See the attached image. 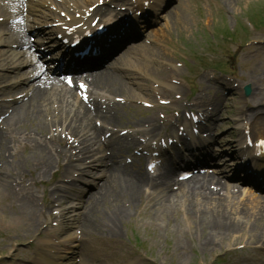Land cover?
Returning <instances> with one entry per match:
<instances>
[{
	"label": "rangeland",
	"instance_id": "374dc122",
	"mask_svg": "<svg viewBox=\"0 0 264 264\" xmlns=\"http://www.w3.org/2000/svg\"><path fill=\"white\" fill-rule=\"evenodd\" d=\"M259 3L263 4L264 0H184L178 8L169 12L168 17L159 25L157 33L151 34L150 37L153 45L148 46L151 50L149 52L157 57L155 64L157 63L160 67H152V69L157 73L165 69L162 67L163 65L160 66V63L166 67L176 64L179 67L175 73L177 75L175 80H184L181 77L188 79L190 76L198 88L196 92L188 93L187 87L182 84V91H171L169 96L179 95L171 105V110L182 112L194 107L197 100L213 101L215 99L213 76L207 70H202L208 64L202 60L201 55L206 56L207 53L211 56L206 57L214 61H231L233 67L230 66V69L239 80L235 81L238 86L233 94L224 91V97L228 98L229 103L226 115L233 118L242 115L239 112L240 109L236 110L241 106V85L246 84H249L250 87L253 85L254 88L251 94V103L262 104L264 108V53H262V51L264 52V39H258L261 40L260 43H263V46L258 48L243 45L246 40L251 38L247 34L241 38L237 37V40L232 44L229 41L223 43L221 39V33H225L227 29H230L229 27L240 25L239 21L246 12L250 13L252 8L257 10L261 6ZM207 30L211 31V35L217 36L219 40L216 39L215 43H211ZM262 48L263 50H261ZM195 53H198L200 63L195 61ZM232 53H235V59L231 58ZM261 57L263 58L261 59ZM195 70L197 72L192 74ZM156 73L150 74L146 70L144 78L136 75L133 81L146 85L145 89L148 91L147 87L152 89L153 85L163 82L160 73ZM219 90L223 92L221 85H219ZM145 94L136 92V99L147 100L149 92H145ZM154 98L152 94L149 99ZM131 109L136 112L139 108L132 106ZM129 111L127 109L123 111L124 119H122L120 127L124 124V120L131 118L132 114L129 115ZM27 143L28 141L24 138L15 142L12 164L26 179H36L38 165L42 157L38 151H33ZM74 147L76 148V144ZM72 153L75 154V151ZM47 177L45 176V178ZM8 179L9 185H11L9 192H11H8L7 199L6 197L0 198V205L7 207L8 213H10L17 210L19 207L16 206L19 204L24 205L25 201L15 200L19 195V192L16 191L19 187L15 179L10 177ZM31 188L32 190L35 188L33 183ZM141 197L144 199L143 203L138 198L135 206L128 207L132 214L126 217V226L124 228L121 225L116 227V229H120L117 235L118 241L100 237L95 240L93 246L101 251L105 263L264 264V252L258 247H251L263 243L262 240H264V225H261V222L257 220L259 216L256 215L260 214L255 208L256 212H249L253 216L248 220L243 212H239L240 208H237L235 204L230 206L224 203V208L231 212L230 216L233 221L243 228L239 233L225 234L220 231V228L213 227L214 221L209 217L203 215H198L195 218L192 215L184 217L179 211L182 208L180 205L165 209L157 203L155 197ZM108 203L110 200L104 206L110 207ZM253 205L252 207H255L254 202ZM209 214L215 216L216 213ZM256 220L258 226L263 229L262 238L259 231H250V228L253 229L257 226ZM100 221H104V212L98 213L96 223L103 227L101 228L103 230L113 231L111 225L107 227L104 222ZM198 221L202 224H192ZM72 233L73 230H70L67 234ZM9 234L6 228H0V250H3L0 252V256L3 255L0 257V264H21L19 259L11 261L12 254L15 252L24 253L26 256L27 253V259H29L34 256L36 248L46 238L44 235H39L26 240H14V236L9 237ZM31 240L33 243L29 246L28 243ZM238 244L246 247L236 250L235 247ZM218 258L221 260L215 261Z\"/></svg>",
	"mask_w": 264,
	"mask_h": 264
},
{
	"label": "bare ground",
	"instance_id": "6f19581e",
	"mask_svg": "<svg viewBox=\"0 0 264 264\" xmlns=\"http://www.w3.org/2000/svg\"><path fill=\"white\" fill-rule=\"evenodd\" d=\"M85 1L87 2L88 0ZM23 6H24L23 0L22 2H20V0L0 2V15L5 16V14L6 15L17 14L18 12H20V10L22 11ZM15 30H18V32H16V34H13L12 32H15ZM19 31L21 30H20V26L18 25L6 26L4 24H1L0 46L8 45L9 43L7 42V40H11L14 43L19 41L20 40ZM0 53H3V51H0ZM19 54L21 53H15V55H19ZM146 54H147L146 52H137L136 53L137 56L132 57V60L130 62L128 61L129 63L126 65L130 67L136 66L138 68L140 65H143V62L139 61V58L145 56ZM14 58L15 56H13L6 63L3 62V65L0 66H2L3 68L4 66L12 62ZM143 67H145V65H143ZM31 82L34 81L32 80ZM93 84L101 90H107L111 93H117L120 96H127L130 93V91L123 89L124 88L123 84L121 80L117 77V75H114L113 73H109V72L104 73L100 77L95 78L93 80ZM23 92H25L24 95L25 102H23L21 105H19L11 112L12 115L9 120V124L11 127L17 123H20L21 121H29L30 123L31 121L36 120L37 121L36 124L38 127L46 124L47 125L51 124L60 128L74 129V131L76 132L83 130L91 131L90 121L97 114L89 113L84 107V105L81 102L77 101L76 99L77 97L75 96V94L70 89L65 87L64 83L59 82L58 80H53V79L50 80L44 78V80H37L34 83L28 85L27 87H24ZM50 112L51 115L49 116L51 120H47L46 119L47 116H45V114H49ZM54 112H56L57 115H59V117H55ZM61 115L64 116L63 119H61L62 117ZM15 129H16V125H15ZM6 130H8V128L0 129V142L1 141L4 142V140L6 139V137L4 136V132ZM93 139H96V136ZM98 139L99 138L97 136V140ZM91 147L92 145L88 147L87 150L88 152H90V150L93 149V147L92 148ZM36 148L41 149L40 143L37 144ZM108 160H110L111 162V157H109ZM114 167L115 166L108 168L106 166L107 176L102 178L101 184L97 188V191L95 193L96 199L93 208L97 206L99 201H103L107 197L118 199L120 197V191L123 187L126 186L131 187L133 192H137V187L129 183L128 179L121 181L119 180L118 170L117 168ZM210 180L211 182L217 181V179L214 177L210 178ZM192 183L194 185L190 186L189 188L186 187L185 184L183 183L179 184V188H180L179 192H181L184 197L189 198L190 199L189 202H191L193 205H195L196 202L199 200L200 203H205L207 205L212 204L213 209L217 208L218 212L216 213L217 215L215 216L213 227L220 228V231H222L225 234L226 233L230 234V232L239 233L243 230V228L239 229L240 224L233 221L232 217L230 216L231 212H228L225 208H222V206L219 204L220 202H217V198L212 195V191H210L209 184L204 179L196 180L193 181ZM198 190H204L208 192V194L196 193ZM7 191H9V189L6 188L5 181L3 180V183L0 182V196L4 195V193ZM165 193H167V191ZM176 194L177 193L171 195L165 194L162 201L168 202L172 198H174ZM158 199H160V197H158ZM206 200H211V201L207 202ZM192 204L186 205L185 210L187 212H190L194 208ZM32 208L34 209V205L30 204L29 215L31 214ZM238 210L239 212H243L244 213L243 215L248 220L253 216L251 213H249L252 210V205H250V207L243 206ZM84 211L85 212L87 211L89 215H92L93 213L92 205L85 207ZM0 213H1L0 223L1 221H3L1 220L3 218L4 220H6L4 224L9 223V225L14 226L13 229L15 231L19 230V228H16L17 226H20L19 223L20 221L17 220L18 217L13 216L11 219H8L9 217L4 207L0 208ZM21 214H28V210L22 209L21 211L18 212V215ZM104 214L107 218V222L113 219L114 222L120 223L121 221H125L126 219L125 216L126 214H128V212L126 211L125 208L119 206V209H117L116 211L110 207V210L105 211ZM203 216L206 215L203 214ZM256 216H259V219H257V217L256 219L261 222L260 224L264 225V216H260V215H256ZM192 224H202V223L194 222ZM83 227L85 230H90L91 229L90 221L88 222L85 221ZM252 230L259 231V234L261 233V238H262L263 229L261 228V226H258V222H257V226H255L253 229L250 228L251 232Z\"/></svg>",
	"mask_w": 264,
	"mask_h": 264
},
{
	"label": "snow or ice",
	"instance_id": "6c2138e0",
	"mask_svg": "<svg viewBox=\"0 0 264 264\" xmlns=\"http://www.w3.org/2000/svg\"><path fill=\"white\" fill-rule=\"evenodd\" d=\"M262 143H264V142H262Z\"/></svg>",
	"mask_w": 264,
	"mask_h": 264
}]
</instances>
